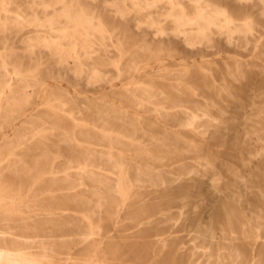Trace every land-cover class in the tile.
Returning a JSON list of instances; mask_svg holds the SVG:
<instances>
[{"label": "rangeland", "instance_id": "1", "mask_svg": "<svg viewBox=\"0 0 264 264\" xmlns=\"http://www.w3.org/2000/svg\"><path fill=\"white\" fill-rule=\"evenodd\" d=\"M63 1L0 0L8 62L7 73L0 67V93L8 80L0 94V192L21 190L16 202L0 200V251L13 252L28 236L49 246L51 264H264V11L257 1L238 17V24L254 21L252 34L228 45L229 20L217 18L205 57L194 35L172 32L179 17L189 30L197 0H142L141 12L130 0ZM78 5L110 31L104 42L93 34L96 50L80 57L82 72L77 57L36 44L62 36V11ZM227 7L237 17L235 4ZM94 68L101 80L90 79ZM53 134L57 142L47 141ZM110 149L124 158L117 157L130 181L141 180L126 197L113 162L95 177L105 181L99 195L81 174ZM25 167L43 171L33 185Z\"/></svg>", "mask_w": 264, "mask_h": 264}, {"label": "bare ground", "instance_id": "2", "mask_svg": "<svg viewBox=\"0 0 264 264\" xmlns=\"http://www.w3.org/2000/svg\"><path fill=\"white\" fill-rule=\"evenodd\" d=\"M52 0H50L51 2ZM63 1V0H61ZM78 1V0H77ZM125 1V0H124ZM132 3L134 10H145L142 5V0H130ZM181 1V0H180ZM192 1V0H190ZM257 4L263 9L264 11V0H256ZM64 2V1H63ZM62 2V3H63ZM109 0H107L105 3H108ZM146 2V0H145ZM255 0H221V4L215 3L214 0H197V3L200 4V8L197 9V17L188 20L189 23L187 24L189 26V30H184L182 26L184 24L180 23V17L175 19L174 26L175 29L172 31L174 34H184V36L187 33H190V35H194L195 39L198 41L196 44H200L203 46L201 48L203 54V57L208 56L209 53V45L211 41H213L214 38V27L216 25L217 18L222 19L226 22V20H229V26L227 29V37L224 38V42H226L228 45L232 44V42L235 40L236 36L243 33L252 34V31H254V21L244 22V24H238L240 19L239 16L242 15V12L247 9L249 6L248 4H253ZM56 3V2H55ZM111 3V2H110ZM115 3V2H114ZM149 3V2H148ZM196 3V4H197ZM229 3H234L236 9L238 10L237 17H231L228 11L227 5ZM35 4V3H34ZM47 4V3H46ZM112 4V3H111ZM109 4V6L111 5ZM125 4V3H124ZM147 4V3H146ZM198 4V5H199ZM44 5V4H43ZM49 5V4H48ZM57 5H59L57 3ZM62 5V4H61ZM149 5V4H147ZM172 5V3H171ZM56 6V4H55ZM60 6V5H59ZM63 6V5H62ZM79 6V5H78ZM126 6V5H125ZM153 6V5H152ZM156 6V5H155ZM44 7V6H43ZM77 7V6H76ZM76 7H68L62 11V15L65 18V27L63 28V35L59 37H51L50 39H42V41L36 42V44L40 47H44L47 50H52L55 52V55H57L59 58L69 56L71 57H77V66L82 72L81 67L84 65L80 61V57H85L86 61L89 59L90 55L95 52V39L93 34H98L101 40L104 42L105 39L110 35L109 29L105 26L102 18H98L96 20V16L89 15L82 7H78L80 10H76ZM55 8V7H54ZM137 8V9H136ZM146 8V7H145ZM152 8V7H151ZM50 9V8H49ZM119 9V8H118ZM130 9V8H129ZM150 9V8H148ZM158 9V8H157ZM173 7L171 6L169 13V17H173ZM52 10V9H51ZM147 10V9H146ZM91 11V10H90ZM125 11V10H124ZM133 11V10H132ZM57 12V11H56ZM118 12V11H117ZM121 12V11H120ZM118 12L116 15L120 16V18H124V14ZM138 12V11H137ZM181 13L184 11H180ZM96 13V12H95ZM182 13V14H183ZM211 15H208V14ZM185 14V13H184ZM186 15V14H185ZM264 16V12H263ZM59 17V16H58ZM167 17V16H166ZM174 18V17H173ZM172 18V19H173ZM152 19V18H151ZM58 20V19H57ZM62 20V19H61ZM96 20V22H94ZM187 20V19H186ZM251 20V19H250ZM17 21V20H16ZM26 22V21H25ZM59 22V21H58ZM2 23V21H1ZM184 23V22H183ZM224 22H222L223 24ZM5 24V23H4ZM57 24V23H56ZM150 25V24H149ZM6 26V25H5ZM3 26V27H5ZM225 26V24H224ZM187 28V27H186ZM157 30L159 33H162L163 35L167 33V28L159 26L157 27ZM244 30V31H243ZM97 38V37H96ZM98 39V38H97ZM247 39V38H246ZM97 41V40H96ZM101 41V42H102ZM248 41V40H247ZM31 42V40H30ZM102 42V44H103ZM101 44V43H100ZM196 44L187 43V46H195ZM4 53V52H3ZM60 60V59H59ZM68 63V62H66ZM14 65V64H13ZM12 65V66H13ZM0 67L3 70L4 73H7L8 71V62L5 59L2 52H0ZM83 68V67H82ZM14 70V69H13ZM20 77V76H19ZM23 77V76H22ZM90 79L92 80H101L102 76L100 74V70L94 68L90 72ZM25 78V77H24ZM3 87L1 88V95L4 92V88L8 85V80L6 76H3ZM91 81V80H90ZM128 86V85H127ZM145 97L143 99H146V95H151L149 91H144ZM4 94V93H3ZM253 101V100H252ZM64 103H59L58 107L64 108ZM257 105V104H256ZM254 106V105H252ZM195 115V114H194ZM90 119V118H89ZM83 124V123H82ZM105 124V123H104ZM84 125V124H83ZM88 125V124H87ZM86 126V122H85ZM88 127V126H87ZM188 127V126H187ZM37 130V129H36ZM196 132V131H195ZM50 133V132H49ZM257 134V133H256ZM45 135V134H44ZM26 136L21 137L24 142V138ZM46 137V136H45ZM123 138V137H122ZM121 138V139H122ZM48 141H54L57 142V135L53 134L51 138L47 139ZM261 141V140H260ZM44 143V141H43ZM133 144V143H131ZM13 148V147H12ZM195 148V147H194ZM15 149V148H14ZM13 149V150H14ZM260 149V148H259ZM260 151V150H258ZM10 152V151H9ZM93 154H100V152H97L95 150H90ZM136 154V153H135ZM214 154V153H213ZM260 154V153H259ZM257 154V156L259 155ZM17 154H15L16 156ZM105 160L100 159L97 160L98 164H94L93 159H89L87 167H90L86 169L83 168L82 175L87 177L90 180V185L92 187V191L90 192L91 195H99L100 193V187L101 185H105V181H99L96 180V175H102L105 177V166L107 165V162H113L115 164V170H116V183L119 195H124L126 197V192L129 188L136 190V186H138L140 179H137L135 183H132L129 178V171L126 168L125 163L122 161H119V159H124L122 156H117L114 154L112 149L108 150L106 154H104ZM10 156V153H9ZM13 156V155H11ZM17 157V156H16ZM20 157V156H19ZM119 159H118V158ZM259 157H257L258 159ZM68 159V158H66ZM259 160V159H258ZM214 161V160H213ZM55 161H53L54 163ZM70 162V161H69ZM201 162V161H200ZM194 163V162H193ZM247 163V162H246ZM78 165H82L81 161H77ZM245 165V164H244ZM73 166V165H72ZM201 166V164H199ZM246 166V165H245ZM16 167V166H15ZM83 167V166H82ZM250 167V166H249ZM252 167V166H251ZM204 168V166H203ZM102 169V170H101ZM32 170L34 168L25 167L23 169V172L26 176H28L30 179L29 183L30 185H33L35 177L39 176L43 171H38L36 175H31ZM20 170H17L16 173L18 174ZM207 173V172H206ZM251 173V172H250ZM246 174V173H245ZM69 177V176H67ZM70 178V177H69ZM75 179V178H74ZM223 179V178H222ZM227 179H225L226 181ZM193 181V180H192ZM245 181V180H244ZM1 182V181H0ZM81 182V181H80ZM218 182V181H217ZM222 182V181H221ZM67 184V183H66ZM82 184V183H81ZM142 184V182H141ZM145 184V183H144ZM220 184V183H219ZM222 184V183H221ZM18 187V186H17ZM81 187V186H80ZM86 187V186H85ZM34 188V187H33ZM84 188V185H83ZM9 189V188H8ZM29 189V188H28ZM18 190V189H17ZM16 190V191H17ZM62 190V189H61ZM132 191V190H131ZM1 192H3L1 194ZM0 192V200H5L8 194H6V191ZM59 192V191H58ZM21 190L19 189L14 195L8 196L10 200H17L20 197ZM8 199V198H7ZM53 199V198H52ZM6 200V201H10ZM5 201V202H6ZM13 202V201H12ZM13 202V203H14ZM10 207V205H8ZM7 207V206H6ZM11 208V207H10ZM59 210H57L58 212ZM60 212V211H59ZM66 212V211H64ZM72 212V211H71ZM54 214V213H53ZM22 217V216H21ZM90 221V220H89ZM205 228V227H204ZM93 236V235H92ZM215 237V236H214ZM22 243L18 246V249L14 248L13 252H10L8 249L0 251V264H44L45 261L48 262V264L52 263V257H54L53 254L49 252V246L44 242H37L32 240L28 236H24L21 240ZM5 246H8L7 240L4 241ZM6 248V247H5ZM52 249V248H51ZM102 250V249H101ZM53 251V249L51 250ZM202 251V250H201ZM205 252V251H204ZM210 253V252H209ZM222 253V252H221ZM65 258L68 260L71 258L70 254H66ZM155 259V258H154ZM96 260V259H95ZM90 263V262H89Z\"/></svg>", "mask_w": 264, "mask_h": 264}]
</instances>
